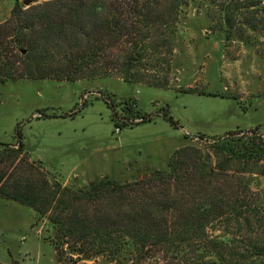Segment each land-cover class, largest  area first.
<instances>
[{"label":"trees","instance_id":"16d2710c","mask_svg":"<svg viewBox=\"0 0 264 264\" xmlns=\"http://www.w3.org/2000/svg\"><path fill=\"white\" fill-rule=\"evenodd\" d=\"M13 1L0 23L1 82L120 77L167 88L182 16L205 0ZM217 1L206 13L227 39L264 14L262 0ZM123 104L115 126L149 120L134 102ZM17 134V147L0 143V196L48 216L58 253L67 245L111 264H264V200L252 196L246 177L264 175L257 130L212 137L206 153L180 147L167 168L132 181L104 178L76 189L52 181L40 160L25 162ZM102 200L109 207L96 209Z\"/></svg>","mask_w":264,"mask_h":264},{"label":"rangeland","instance_id":"374dc122","mask_svg":"<svg viewBox=\"0 0 264 264\" xmlns=\"http://www.w3.org/2000/svg\"><path fill=\"white\" fill-rule=\"evenodd\" d=\"M214 2L193 3L182 16L167 88L120 77L0 81V143L17 147L20 130L25 162L40 160L52 181L76 189L104 178H141L167 168L176 149L191 145L206 153L209 139L229 132L257 130L264 137V14L255 16L257 27L235 28L227 39L207 16ZM13 4L0 0V23ZM188 88L193 91H183ZM126 100L149 120L115 126ZM246 177L252 196L264 200V175ZM96 204L109 207L108 200ZM55 238L48 216L0 196V263L111 264L100 255L85 259L67 245L60 254Z\"/></svg>","mask_w":264,"mask_h":264},{"label":"water","instance_id":"95a60500","mask_svg":"<svg viewBox=\"0 0 264 264\" xmlns=\"http://www.w3.org/2000/svg\"><path fill=\"white\" fill-rule=\"evenodd\" d=\"M24 4H28V1H24Z\"/></svg>","mask_w":264,"mask_h":264}]
</instances>
